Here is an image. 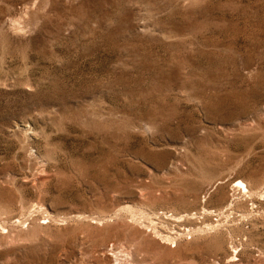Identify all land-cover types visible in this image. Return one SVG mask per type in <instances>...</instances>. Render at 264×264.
<instances>
[{"label": "rangeland", "instance_id": "374dc122", "mask_svg": "<svg viewBox=\"0 0 264 264\" xmlns=\"http://www.w3.org/2000/svg\"><path fill=\"white\" fill-rule=\"evenodd\" d=\"M0 264H264V0H0Z\"/></svg>", "mask_w": 264, "mask_h": 264}, {"label": "bare ground", "instance_id": "6f19581e", "mask_svg": "<svg viewBox=\"0 0 264 264\" xmlns=\"http://www.w3.org/2000/svg\"><path fill=\"white\" fill-rule=\"evenodd\" d=\"M237 183H238V186L242 187L245 191H247V186H246V184L244 182L237 181Z\"/></svg>", "mask_w": 264, "mask_h": 264}]
</instances>
